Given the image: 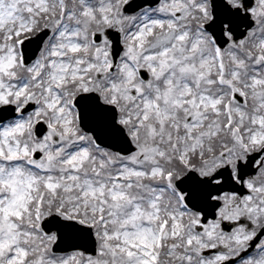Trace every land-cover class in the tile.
Returning a JSON list of instances; mask_svg holds the SVG:
<instances>
[{
    "label": "snow or ice",
    "instance_id": "6c2138e0",
    "mask_svg": "<svg viewBox=\"0 0 264 264\" xmlns=\"http://www.w3.org/2000/svg\"><path fill=\"white\" fill-rule=\"evenodd\" d=\"M0 264H264V0H0Z\"/></svg>",
    "mask_w": 264,
    "mask_h": 264
}]
</instances>
